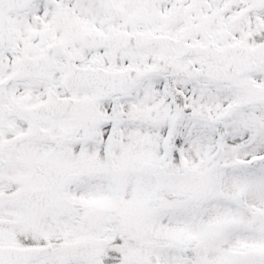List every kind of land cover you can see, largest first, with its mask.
<instances>
[{
	"label": "snow or ice",
	"instance_id": "obj_1",
	"mask_svg": "<svg viewBox=\"0 0 264 264\" xmlns=\"http://www.w3.org/2000/svg\"><path fill=\"white\" fill-rule=\"evenodd\" d=\"M0 264H264V0H0Z\"/></svg>",
	"mask_w": 264,
	"mask_h": 264
}]
</instances>
